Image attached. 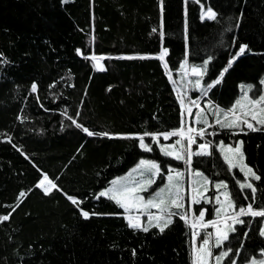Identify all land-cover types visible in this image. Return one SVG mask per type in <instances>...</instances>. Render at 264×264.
Segmentation results:
<instances>
[{"label": "trees", "instance_id": "obj_1", "mask_svg": "<svg viewBox=\"0 0 264 264\" xmlns=\"http://www.w3.org/2000/svg\"><path fill=\"white\" fill-rule=\"evenodd\" d=\"M208 8L215 20L201 18ZM241 45L245 54L233 60ZM186 55L194 65L208 61L204 81L220 82L206 97L219 108L232 110L242 87L258 97L264 0H0V216L11 213L0 221V264H193L192 230L179 216L163 233L144 232L99 196L141 159L182 166L145 133L182 126L172 75ZM206 131L208 154L194 155L193 169L225 182L236 207H246L253 203L239 187L246 176L228 167L219 148L242 141L246 163L261 177L252 179L253 207L264 208V130L215 123ZM45 174L56 185L48 195L37 187ZM207 206L209 220L215 209ZM242 220L223 243L232 252L222 264L264 256V218Z\"/></svg>", "mask_w": 264, "mask_h": 264}, {"label": "rangeland", "instance_id": "obj_2", "mask_svg": "<svg viewBox=\"0 0 264 264\" xmlns=\"http://www.w3.org/2000/svg\"><path fill=\"white\" fill-rule=\"evenodd\" d=\"M205 10L204 12H206ZM203 12V14H204ZM98 59L95 60L97 65L99 67L102 66L101 64V57H97ZM204 63L200 65H194L191 64L188 61V55L184 58L180 69L177 71L176 74L172 75V80L174 82L175 89L179 95L180 102L183 101L182 108L184 110V120L182 123V126L179 129H183L184 132L187 135H192L195 143L188 145L187 138H181L179 136H171L167 140L164 139L163 135H155V141L158 142L159 146L165 147L170 145H176V141L180 140V144L175 146L174 151L178 152L183 158L180 159L182 162V166H172L170 164H166L165 167L163 165L154 159H143V160H151L155 161L160 166V173L156 175H151L149 172L145 171L144 169H139L136 172H133L132 170L137 167L139 162L134 165L129 171L124 173L123 175L117 176L112 179V181L116 180L117 178H122L120 180V183L116 185V187H135L137 184H139L141 181H147L148 179L154 180V183L151 185L145 184L144 187L146 188V191L139 192V195L143 196L145 201H147L150 198H153L157 192H159L161 189H164L163 196L166 200H170L171 198H174L175 192H176V185L179 186L180 190V196L182 197V200L179 202L184 204V208L182 209H176L175 207L165 208L164 212L167 213L169 210L174 212H181L180 214L187 215V224H189L191 230H192V255H193V264L196 259L197 252L196 250L199 249L203 239L206 237V233L211 232L212 236L210 239L209 247L212 252V256L208 260V264H216L215 257L220 254L222 251H226L224 249L223 243L220 245V247H216V228L209 225L207 228H201L200 227V221L198 220L199 214H195L194 206L195 204H201V210L205 211V216L203 218V223H207L211 220H217L218 221V227L221 229V231H227L228 238L231 234L230 228L236 229V223H233L228 217L234 214V211H238L239 208L236 207L235 210H228L225 212L224 210L221 211L220 215L217 216L216 209L220 207V203L217 202L216 197L219 196L220 201L224 202V207L227 209V203L224 201L223 193L225 191L224 188L217 189L216 185L219 184V182H213L210 177H208L203 171L199 169H193V166L191 165L192 157L196 155L197 153L201 152L200 145L209 144L208 139L205 137V135L209 132L206 131V128L212 124L216 123L217 118H219L222 122L227 119L228 121H231L233 119L232 113L230 110L219 108L218 106L214 105L212 102H210L209 99H207V93L209 88L207 85L209 83H206L204 81L205 74L201 76H197L192 72L193 68H199L203 69ZM199 80L200 84L197 85L196 81ZM242 95L238 98L237 101H240L241 104L237 105L235 104V116L239 118V121H242L244 119H251V115L245 116L243 113H252L260 115V106H256L255 108L252 107L248 103L249 100H257L261 95H264V89L262 93L258 97H252L251 92L249 88H243ZM245 94L247 95V100L244 98ZM192 101H195V104L192 103ZM191 113V114H190ZM225 113H227V117L225 116ZM207 120V124L204 123V121ZM239 123L238 127H235V129L247 127L246 124ZM252 123L255 125V127L264 126L256 123V121H252ZM192 128L194 131L192 133H188V128ZM203 128L205 131L203 135H197L196 131L197 129ZM153 138V136H152ZM241 141H238L237 143H219V148L224 156L225 154H228L230 158L233 157L232 153H228L227 149L229 146L232 148H235L238 143ZM146 144V143H145ZM207 149V150H208ZM241 151L243 153V148L241 147ZM175 158L174 156H171ZM142 160V159H141ZM236 167L241 168L243 165H247L249 168H251L245 161L244 154L242 160H237ZM246 171V169H245ZM143 172L144 174L141 175L140 173ZM131 173V175H129ZM177 173L181 174L179 177H177ZM197 173H200L202 175H197ZM245 174V173H244ZM169 176H172L173 179L170 181L168 179ZM205 178H207V183H205ZM253 177L246 176L245 182H251L252 183ZM112 181L110 185L104 189H102L100 192L105 191L106 189H110L113 187ZM244 182V183H245ZM45 186L47 185V182H45ZM171 187L172 189V196H169L168 189ZM227 191L229 192L228 188ZM202 193L203 195H200ZM230 193V192H229ZM195 200H199V203H196ZM212 204L214 210V217L212 219H206V208L207 205ZM163 215L160 212V209L158 208H152V207H133L130 208L128 211H126V216L129 217H136L139 216L140 218V224L143 227H152L151 225L155 224L156 221L152 220L149 221L148 217L149 215ZM242 219V217H240ZM195 224L196 226L193 227L192 225ZM262 229H264V221ZM216 248H219L218 250ZM217 250V251H216ZM257 261V264L261 260H264V256L261 258H253L249 264H252V261ZM223 261V260H222ZM222 261L220 264H222Z\"/></svg>", "mask_w": 264, "mask_h": 264}, {"label": "snow or ice", "instance_id": "obj_3", "mask_svg": "<svg viewBox=\"0 0 264 264\" xmlns=\"http://www.w3.org/2000/svg\"><path fill=\"white\" fill-rule=\"evenodd\" d=\"M202 19L207 18L210 20H215L216 19V13L211 9L208 8L206 12H204L203 16L201 17ZM153 32L156 31V29L154 28L152 30ZM248 46L247 45H241L239 47L238 52H236L235 56L233 57V60H235L237 57L245 54L246 50H247ZM80 50L77 49V53H79ZM167 53V49H165L160 56L158 57L159 59L163 60L164 56ZM91 59L96 60L98 59L96 56H92ZM211 59V58H209ZM207 64L208 61L206 60L204 62V67L203 69H199V68H193L192 72L194 74H196L197 76H203L206 72H207ZM232 64V60L229 61V67H231ZM100 70H104L102 67ZM228 68H225L223 72L220 73V76L222 77L224 75V72H227ZM220 81L219 79L213 81L212 83H209L207 85V87L210 89L212 88L213 84H218ZM262 84H264V80L261 81ZM196 84L199 85L200 81L197 80ZM36 85L33 84L32 85V91L35 92L36 91ZM251 87V86H248ZM246 100L247 95L245 94L244 97ZM181 103H183V101L181 100ZM193 104H195V101H192ZM248 103L250 105H252L253 108H255L256 106H260V115L258 116L257 114H252V113H243V115L248 116L251 115V119H244L242 121H239V118L235 116V107L230 110L233 116V119L231 121H228L227 119H225V121H221L219 118H217L216 120V124L220 125L221 128H235L239 126V123H243L247 125L248 129H251L253 131H261L264 129L261 128H256L255 125L252 123V121H256V123L260 124V125H264V95H261L259 97V99L257 100H249ZM241 102L237 101V105H240ZM191 114V113H190ZM227 113H225V116L227 117ZM69 119H71V117H69ZM73 123H75V121H73ZM205 124H207V120L204 121ZM77 127H82L81 125L77 124ZM82 130L87 133L89 136L92 135H97V133H93L91 131H89L87 128H82ZM243 130V129H241ZM188 133H192L194 130L192 128H188ZM197 135H203L204 133V129L200 128L195 130ZM100 135H104V136H108V133H102ZM145 135H151L153 136V138L155 139V134H151V133H145ZM163 137L165 140H167L169 137L171 136H179L182 139L185 138L186 133L184 132V130L181 129H176L173 130L171 132H165L162 133ZM187 142L188 145L190 146L191 144L195 143V140L193 138L192 135H187ZM140 140V147L143 148L145 151L151 152L153 149L150 145L145 144L144 142V137L140 136L139 137ZM180 140L176 141V145L180 144ZM243 142H239L238 145L235 148H232L231 146L228 147L227 152L228 153H232L233 157L230 158L228 154L224 155V160L227 162L228 167L230 169L235 168L236 167V162L237 160H242L243 159V153L241 151V147H242ZM176 145H170V146H165L162 147L161 150L163 151V154L165 156H174L175 159L180 160L183 157L176 151H174L175 146ZM201 148V152L197 153V155H205L208 154V145L205 144H201L200 145ZM139 169H144L145 171L149 172L151 175H156L158 173H160L161 169L160 166L155 162V161H151V160H140L139 164L137 165V167L135 169H133V172H136ZM246 169V171H245ZM240 171L245 173V176H251L253 177L255 180H260L261 177L256 175L255 171L252 168H249L246 164L243 165L240 168ZM141 175H143L144 173L141 172ZM131 175V173L129 174ZM181 174L177 173V177H179ZM197 175H202L200 173H197ZM122 178H117L116 180L112 181L113 187L110 189H106L105 191H102L99 193L100 197H104L107 196L110 200L115 201V203L117 205H119L121 208L125 209V211H128L130 208L136 207L139 208L141 206L143 207H152V208H158L160 209V212L163 215H149L148 219L151 222L152 220H155L156 223L151 225L152 227L158 228L159 231L161 233H163L165 231L166 228H168L174 221H173V216H179V218L181 220H184L185 222H187V215L184 214H180L179 212H175L173 213L172 211H168L167 213L164 212L165 208H171V207H175L176 209H182L184 208V204L179 202L180 200H182V197L180 196V190H179V186L176 185V192L174 195V198H171L170 200H166L165 197L163 196L164 193V189H161L159 192H157L155 194V196L153 198L148 199L147 201H145L144 197L139 195V192L141 191H146V188L144 187L145 184L147 185H151L152 183H154V180L152 179H148L147 181H141L139 184H137L135 187H116V185H118L120 183V180ZM168 179L171 181L173 179L172 176H169ZM45 182H47L48 186H45ZM205 183H207V178H205ZM37 187L43 188L44 190V194L48 195L50 192L51 188H55L56 185L54 183V181L50 180L48 178V176L45 174L44 178L38 183ZM227 184L223 181H221L219 184L216 185L217 189L220 188H224L225 191L223 193H221V195H223L224 197V201L227 203V209H225L224 207V202L220 201L219 196L216 197L217 202L220 203V207L216 209V214L217 216L220 215L221 211L224 210L225 212H227L228 210H235L236 209V204L233 200L232 194L229 193L227 191ZM239 187L241 190L244 189H248L250 190V194H251V200L253 201V203H248L246 207H239L238 211H234V214L231 215L230 217H228V219H230L233 223L236 224H242L244 223V221L242 219H240V217H244V216H248V217H262L264 218V208H254L253 204L256 200V194H257V188L254 186L253 183L251 182H245V183H240ZM169 192V196H172V189L171 187H169L168 189ZM25 193L21 192L20 196H24ZM200 195H203L202 193H200ZM68 199L74 204L77 205L78 201L73 198V197H68ZM245 199H248V196H245ZM196 203H199V200H195ZM15 209H13L14 211ZM81 214L83 216L84 219H88L90 217V213L88 211H83L81 210ZM11 213H9L8 215H4V216H0V221H7L10 218ZM91 215H96V213H92ZM205 216V211L201 210L199 212V218L198 220L201 222L200 223V227L201 228H207L209 225H211L212 227L216 228V247H220V245L228 240V233L227 231H221V229L217 226L218 225V221L217 220H211L208 221L207 223H203V218ZM129 220V227L132 228H140L141 224H140V218L139 216L136 217H128ZM193 227H195L196 225L193 224ZM144 232H148L149 228L148 227H144L143 228ZM230 231H235V228H230ZM260 235L264 236V229H261L260 231ZM212 236L211 232L206 233V237L203 239L199 249L196 250L197 255H196V259L194 264H208V260L209 258L212 256V252L211 249L209 247L210 244V237ZM232 252L231 248H228L226 251H222L220 252V254L218 256L215 257L216 260V264H220V262L225 258L229 256V253ZM238 254V253H237ZM231 264H236L235 260H231ZM252 264H257V261L253 260ZM259 264H264V260H261L259 262Z\"/></svg>", "mask_w": 264, "mask_h": 264}]
</instances>
